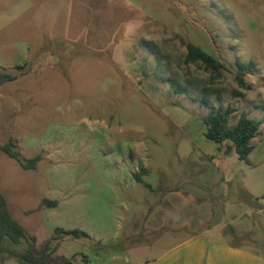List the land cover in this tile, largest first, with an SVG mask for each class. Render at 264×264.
I'll list each match as a JSON object with an SVG mask.
<instances>
[{"label": "rangeland", "instance_id": "obj_1", "mask_svg": "<svg viewBox=\"0 0 264 264\" xmlns=\"http://www.w3.org/2000/svg\"><path fill=\"white\" fill-rule=\"evenodd\" d=\"M0 74V145L39 158L0 152V192L37 247L77 229L55 256L139 264L206 232L264 257V0H0ZM226 109L263 122L243 161L204 137ZM25 248L4 238L0 264Z\"/></svg>", "mask_w": 264, "mask_h": 264}, {"label": "trees", "instance_id": "obj_2", "mask_svg": "<svg viewBox=\"0 0 264 264\" xmlns=\"http://www.w3.org/2000/svg\"><path fill=\"white\" fill-rule=\"evenodd\" d=\"M187 53L184 58L186 64H202L205 70L212 72H220L223 69L221 63L215 60L210 55L203 52L199 47L192 44H187ZM235 81L240 89H245L244 77L252 75L254 64L236 63L235 66ZM16 78L8 74H0V85L14 81ZM232 111L226 109L224 111H211L203 119L205 126L204 137L206 140L221 145L229 142L231 145L228 151H234L239 161H243L252 152L251 140L256 136L261 124V120L249 118L245 113H241L234 126L229 127L228 121ZM0 152L4 153L8 158L15 160L23 170L35 169L39 160L38 157L26 161L21 160L20 153L16 150L15 142L9 139L4 145H0ZM140 181V180H139ZM56 201L44 199L41 206L46 208L56 207ZM61 235L71 236L73 238L87 237L80 230H64L56 228L54 236L50 242H47L40 247L36 246V239L27 236L23 227L12 217L7 200L0 192V241L8 238L14 244L26 243V248L15 254V258L21 264H72L63 257L55 256L58 244L57 242Z\"/></svg>", "mask_w": 264, "mask_h": 264}, {"label": "crops", "instance_id": "obj_3", "mask_svg": "<svg viewBox=\"0 0 264 264\" xmlns=\"http://www.w3.org/2000/svg\"><path fill=\"white\" fill-rule=\"evenodd\" d=\"M139 264H264V257L246 246L211 240L202 232L171 243Z\"/></svg>", "mask_w": 264, "mask_h": 264}]
</instances>
